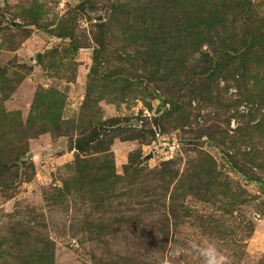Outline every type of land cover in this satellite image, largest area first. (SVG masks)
<instances>
[{"label": "rangeland", "instance_id": "obj_1", "mask_svg": "<svg viewBox=\"0 0 264 264\" xmlns=\"http://www.w3.org/2000/svg\"><path fill=\"white\" fill-rule=\"evenodd\" d=\"M264 264V0H0V264Z\"/></svg>", "mask_w": 264, "mask_h": 264}, {"label": "clouds", "instance_id": "obj_2", "mask_svg": "<svg viewBox=\"0 0 264 264\" xmlns=\"http://www.w3.org/2000/svg\"><path fill=\"white\" fill-rule=\"evenodd\" d=\"M204 255L207 256V257H211V253L210 252H205ZM207 264H216L214 257H211L210 259H208Z\"/></svg>", "mask_w": 264, "mask_h": 264}]
</instances>
